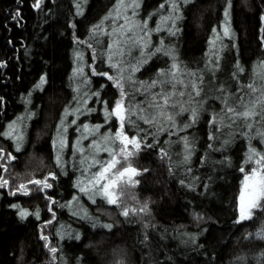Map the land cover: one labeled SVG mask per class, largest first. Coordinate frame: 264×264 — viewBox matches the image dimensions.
I'll list each match as a JSON object with an SVG mask.
<instances>
[{
	"label": "trees",
	"instance_id": "16d2710c",
	"mask_svg": "<svg viewBox=\"0 0 264 264\" xmlns=\"http://www.w3.org/2000/svg\"><path fill=\"white\" fill-rule=\"evenodd\" d=\"M119 1L43 0L37 9L36 0H0V133H8V126L20 116L32 115L19 152L13 139L0 135V147L16 156L7 164V172L0 173L9 181L0 188V264H264L260 258L264 241L246 238L264 226V214L257 211L251 221L234 222L239 216L245 173L256 167L254 161H248L249 147L264 153V140L257 135L258 130L264 131V124L257 123L248 135L242 134L247 129L234 125L231 142L224 147L221 142L228 129L217 133L220 139H208L216 127L210 117L223 108L218 97L229 96L231 102L243 95L239 86L255 81L258 65H264V0H231V39L222 35L225 0H179L182 18L176 26L180 31L175 36L166 32L162 39L151 35L152 56L138 76L140 81L150 83L161 70L170 69L172 57L153 50L163 40V47L173 50L181 68L198 71L204 84H212L214 90L208 88L193 100H203L205 107L198 110L195 123H191V113L178 121L179 129L190 124L178 135L170 134L173 128L169 130V125L152 135L156 129L141 121L140 127L148 129V134L140 135L153 147H142L130 160L142 173L135 178L139 183L134 186V206L130 207L137 210L135 214L130 212L125 218L122 204L107 205L98 196L93 204L91 193L82 194L79 178L87 165H81L74 154L61 158V165L56 163L55 135L68 116L65 112L75 104V90L80 85L76 62L83 55L89 60L98 42L100 46L107 43L106 34L102 39L99 31L105 33V17ZM168 2L141 0V18L167 16ZM159 23L161 20L152 22ZM97 25L101 28L94 33ZM216 33L220 38L213 45ZM217 59L219 68L213 76L205 65ZM95 69L106 72L100 66ZM104 77L93 76L84 90L99 92L98 99L107 101L111 110L119 95ZM41 78L45 83L38 88ZM217 86L226 91L220 92ZM91 106L93 113L87 123L102 125L101 103ZM127 129L133 135L129 125ZM188 136L190 157L185 162L180 141ZM161 148L170 160L160 158ZM50 174L57 179H50ZM33 179H47L53 187L39 191L28 183ZM21 183L27 185L30 195L11 194ZM78 199L84 215L71 209ZM145 205L147 209L140 212ZM20 210L30 215L21 219ZM50 219L52 223H47ZM105 224L112 228H104ZM77 236L79 239L73 238ZM53 246L57 248L55 260L49 252Z\"/></svg>",
	"mask_w": 264,
	"mask_h": 264
},
{
	"label": "snow or ice",
	"instance_id": "6c2138e0",
	"mask_svg": "<svg viewBox=\"0 0 264 264\" xmlns=\"http://www.w3.org/2000/svg\"><path fill=\"white\" fill-rule=\"evenodd\" d=\"M183 2L187 3L190 0H183ZM226 7L223 13L224 16V26L223 33L224 37L232 38V30L230 27V16H231V0H225ZM43 4V0H36L34 7L39 9ZM79 8V5H77ZM140 7V0H120V3L117 7V14L105 17L106 20L111 19L114 24L111 33H106L113 35L115 38L113 39L112 45L109 46V66L112 68H118L117 63H112L113 56L123 57L126 53L124 52V48L128 49L127 55H131V51L133 48L139 49V56L143 57V59L135 60V67L132 68V73L136 72L140 65L147 60V56L144 53L145 47L148 46V38L151 36L152 31L160 32L162 31L161 25H157V27L153 29H149L148 22L145 21H136L132 17H135L136 10ZM168 7H170L171 12L167 16H162L161 24H168L169 21L171 23L168 27L169 35L175 36L180 29L176 26V21L181 19L180 15V7L181 4L179 0H169ZM123 8L125 10H132V17H129L124 13H121L119 10ZM161 9L165 8L164 4L160 5ZM19 16V12L16 13ZM101 25H97L96 28L93 29V32L96 33L97 29H100ZM220 38V33H216L214 35V39L212 41L213 45H215V41ZM163 40L160 41L162 47L155 48L156 53H162L164 55H171L173 63L168 71L161 70L157 74V78L150 83L140 82L137 84L135 80L132 79V73L129 74L127 80L130 82L131 87L128 91L125 90L124 85V76L123 69L118 68V75L114 78L112 75H109L106 72H95L93 70V75L105 76L108 80L112 81L114 86L118 89L120 99L114 101V105L109 109L107 105V101L97 100L98 103H101L104 109V118L105 121H110L111 118H115L118 121L119 130L115 133L114 136L111 134L108 136L101 135L99 139H92L90 142L91 152L89 156H85L80 160L81 165H87L84 169L85 171L88 168L96 167L97 170L92 173V176L89 178L87 185H84L81 182L78 187L80 192L91 193L90 199L92 203H96V196H99L107 205H115L120 207V197L124 194V188L128 186H135L139 182L134 179V177L141 175L142 173L132 167L131 165H127L122 169L116 170L117 165L120 163L118 157H122L124 160H127L128 157L132 156L134 152H139L142 147H153L152 144H145V137H142L140 134L143 132L146 135L148 134V129L140 127L138 122L142 121L143 124L149 125L150 127H155L156 132L152 133V135H156V133L164 131V122L169 124V130L176 127V123L174 120V115H178L179 112H183L186 109L183 107L185 103L190 104L192 100L196 97H200L203 92V76L198 75V71L189 70L187 68H181V66L176 62V56L172 49H167L163 47ZM91 47V45H89ZM121 62H123L121 60ZM131 63V62H130ZM211 65V67H209ZM2 66V65H0ZM206 68H209L212 75L215 76V72L219 68L218 59L215 61H209L208 65H205ZM237 69L240 72H243V68L240 67L239 64L236 65ZM80 72L83 69L79 70ZM235 75V74H233ZM183 77H187V82ZM257 79L253 82H250L246 85H240V92L244 93L243 95H237L234 99H231L229 96H221L218 97L221 103L223 104V108L217 113L216 116L210 117L211 123L216 125L213 134L209 135V140H218L220 137L217 133L221 132L223 129H228L229 131L225 133L227 138L223 139L221 142V147L228 145L231 142L232 129L235 125L238 129H247V132H242L243 135H248L254 128L257 123L264 124V65H258V69L256 72ZM258 81V82H257ZM45 83V79L41 78L40 85H37L39 88L41 85ZM211 83V80H210ZM159 86V87H158ZM156 92H152V89H157ZM220 92H225L226 90L217 86ZM129 93H131V99H129ZM136 93H139L141 96H144L145 99L143 101L136 100ZM94 96L99 98L100 93H93ZM188 96V100L184 101L180 98ZM127 101V103H126ZM198 103H203V101H198ZM169 109H178L179 111L170 113ZM92 111L91 109L89 112ZM191 111V123L196 122V118L198 115V110L195 108L190 109ZM80 112V109L77 108L74 113L65 112V115H75ZM75 123V121H72ZM126 125L133 126L137 128V132L129 136L126 131ZM103 125H94L90 128L88 124L82 125V133H91L93 137H95L96 133L100 131V128ZM184 128L190 127V124H184ZM10 131L8 133H0V135L8 136L10 139H15L20 141L23 139L22 136L16 135L12 137V131H15V127L13 125H9ZM67 131V128L63 126V121L61 122V130H58V147L62 150L66 141L63 138V133ZM170 134H175L170 131ZM257 135L264 140V131H257ZM87 136L82 134V139H87ZM252 137L249 136V139ZM119 142V147H116V142ZM79 144L80 141L78 140ZM185 154L183 156V160L187 162L190 157V150L187 141V137L183 138ZM129 146H131L132 151H129ZM211 148L212 145L210 144ZM21 149L20 143L15 144V151L19 152ZM219 150V149H217ZM78 151L83 156L84 148L81 147ZM101 152L108 153L109 159L107 160H98L96 159L97 154ZM160 158H168V152L161 148L159 149ZM16 156L12 155L11 152H6L3 147H0V173L7 172V164L11 161H14ZM248 161H254L256 167L252 168L250 172L245 173L243 187L239 195V216L238 219L234 222L237 224H241L245 221L253 220L255 212L259 211L264 214V153L257 151L253 147H249ZM56 163L61 165V157L59 155V151L56 156ZM115 170V171H114ZM146 171V170H145ZM171 171V169H170ZM241 172H244L245 169L241 168ZM50 179L55 180L57 177L55 174H50ZM28 183L36 185L37 190L43 191L44 189H51L53 185L48 183L47 179H33ZM181 184L184 183L183 180L180 181ZM9 185V181L7 179H3L0 176V188L7 187ZM17 192H20L23 195H30V191L26 184L21 183L17 186V190L13 191L11 194L16 195ZM135 197H133L134 199ZM51 203H56V201L51 200ZM66 206V205H65ZM14 207L19 208L18 205H14ZM147 209V205L143 208L139 209L140 212H143ZM51 211V209H49ZM136 213L137 210L134 208L121 207V215L127 218L130 214ZM19 215L21 219L26 218L30 213L25 210H20ZM37 218H39V214L36 213ZM55 212L52 213V218L54 219ZM47 223H52V219H50ZM106 229H111L112 225L105 224L103 225ZM146 227V225H145ZM45 242H48V236L43 235L41 237ZM74 239H79V237H73ZM146 238V237H145ZM249 239L255 238L264 241V226L260 228L259 231L255 233H248L247 237ZM49 252L53 254V260L56 259L55 254L57 253L56 247H49ZM260 258L264 259V252H261ZM239 259L244 260V257H239ZM122 264V261L119 262Z\"/></svg>",
	"mask_w": 264,
	"mask_h": 264
},
{
	"label": "rangeland",
	"instance_id": "374dc122",
	"mask_svg": "<svg viewBox=\"0 0 264 264\" xmlns=\"http://www.w3.org/2000/svg\"><path fill=\"white\" fill-rule=\"evenodd\" d=\"M126 2H127V0H126ZM119 3H120V1L117 3V5L111 11L112 15H116L117 14V7H118ZM140 6H141V0H140ZM139 10H140V7L136 10L135 17H132V10L130 8L127 9V10L121 8L119 11L121 13H124L126 11V14L129 17H132L136 21H140L141 13H140ZM166 10L167 11L169 10V12H171L170 7H167ZM151 17L152 16H150L149 18H151ZM161 17H162V14H160L158 16H155L154 20L153 19L150 20V19H147L145 17L141 18L142 21L146 20L148 22L149 29H153L154 30L157 27V25H161V27L163 29L162 31H160V32L152 31V34L158 35V37H160V39H162L163 35L166 34V32L169 33L167 26H169V24L171 23V21H169L168 24H160V23L159 24H152L153 21L158 22L159 20H161ZM113 24H114V22L111 19L106 20L105 25L107 26V28L105 29V33L101 32L102 30L99 31V35H101V37H103L102 39H104L106 33H111L112 32ZM108 28H109V31H107ZM114 38L115 37L113 35L106 34V38L105 39L107 40V43L104 46H100V42H98L97 51L95 50V48L90 51L89 60L86 59V57L83 55L81 57V59L76 62V65H77L76 66V73H77L76 76H77V81L80 82V85L75 90V92H76L75 104L73 105V107L69 111V113H74L77 108L80 109V112L76 113L75 115H68L65 118L64 122H63V126L67 128V131L63 133V138L66 141V145H65V147L62 150H60L59 147H58V143H57L58 131L56 132L55 144H56V147H57V152L59 151V155H60V157L62 159H63V157L66 154L67 155L68 154L69 155L70 154L71 155L74 154V157L76 156L77 158H79V161H80L85 156H89V153L91 152L90 142H91L92 139H99L101 137V135L108 136V135L111 134L112 136H114L115 133L119 130L118 121L115 118H111L110 121H105V122L102 123L103 126L100 128V131L98 133H96L95 137H93L90 132L89 133H82V125L83 124H88L87 123L88 118H89L90 114L93 113V107L91 105L94 104V103H98L97 102L98 98L96 99V96H94L92 92L87 93V92H85L86 90H84V87L86 86L87 81L90 78H92L93 76H95V75L92 74L93 70H95V72H96L95 67H97V66L103 67L106 70V73H108L109 75H112L114 78L118 75V68L119 69H123V76L125 78L124 79L125 90L128 91V89L131 87V84L127 80V77L129 76L130 73H132V68L135 67V60L133 58L143 59V57L139 56V49L133 48L132 51H131V55H127L128 49L124 48V52L126 54L122 58L118 57V56H113L112 63H117L118 64V68L110 67L109 66V60H108L109 46L112 45ZM151 45H152V37L150 36L148 38V46L145 47V49H144V53L147 56V60H146V62H144V63H142L140 65L139 69L136 72L132 73V79L135 80L137 82V84L142 82V81H140L138 79V76H139L141 70L143 69V67L149 62V60H150V58L152 56L151 53H150V51H152L151 50ZM157 46L158 47H162L160 43L156 44L155 48H157ZM164 48H166V47L164 46ZM153 50L155 51V49H153ZM167 56H169L171 58V55H167ZM121 60L123 62H121ZM101 61H103L104 65L101 64L102 63ZM80 69H83V71L80 72L79 71ZM208 72H209V74L212 75L211 71L208 70ZM104 78L107 81H110L106 77H104ZM75 79H76V77H75ZM184 79L187 82L188 78L185 77ZM110 82L114 86L113 82L112 81H110ZM202 87H203V92L201 93V96L204 95L203 93L205 91H207L208 88H210L211 90L212 89L214 90V87L212 86V84L210 85L209 83L207 85V84H204V82H203ZM115 89L118 91V89L116 87H115ZM157 90H158V88L157 89H152L151 91L154 92V91H157ZM137 94H139V93H137ZM118 95H119V92H118ZM138 97H141L142 99L143 98L145 99V97L141 96L140 94H139ZM128 98L131 99V93H129V97ZM135 98H136L137 101H141L140 99L138 100L137 96ZM118 99H120V97ZM180 99H182L184 101H187L188 100V96L185 95V97L180 98ZM126 103H127V101H126ZM183 107L186 109L185 111L179 112L178 115H174V120H175V123H176V127L173 128V132L175 133V135H178V133L182 132L183 129L186 130V128H184L183 126L181 127V129H179V126L177 124L178 121L184 119V117L186 116L187 113H191L190 109L195 108V109L199 110L200 108H204L205 107V103L203 101V103L201 104V103H198V101H193L192 100V102L190 104L185 103L183 105ZM90 109L92 111L89 112ZM177 111H179V110L178 109H175V110L169 109L170 113H174V112H177ZM30 118H32V115L24 114V115L20 116L17 120H15L13 123L10 124V125H13L15 127V131H12V133H11L12 137H15L16 135H20V136L23 137V139L20 140V141H17L15 139H13V141L15 143H20V145H22V146L24 145V139H26L28 122L30 121ZM187 118L189 120V116ZM190 120H192V117L190 118ZM72 121H75V123H72ZM111 123H113V124L111 125ZM138 123L141 124V121L138 122ZM166 125H169V124L167 122H164V127H166ZM146 126L149 129L151 128L149 125H146ZM90 128H91V126H90ZM130 128H131V132H133V135H134L137 132V128H135L133 126H130ZM58 130H61V125L58 128ZM9 131H10V129H9V126H8V132ZM70 131H71V135L69 134ZM125 131L128 132L127 125L125 127ZM82 134L84 136H87L88 138L87 139H82ZM127 134L129 136H132L129 132ZM78 140L80 141L79 144L77 143ZM187 141H188V145L190 146L191 139H190L189 136L187 137ZM180 142L182 144H184L183 143V138H182V140ZM22 146H21V148H22ZM81 147H83L84 150H85L83 156L78 151V149L81 148ZM116 147L117 148L119 147V142L118 141L116 142ZM128 150L132 151L131 146H129ZM136 154H137V152H134V154L132 156L128 157L127 160H124L122 157H118V159L120 160V163L117 165V169L116 170L122 169L123 167H125L127 165H131L132 166L130 160L133 159L136 156ZM96 159H98V160H107V159H109L108 153L101 152V153L97 154ZM75 160H76V158H74V161ZM96 170H97L96 167L88 168V170L85 171V173H83L82 176L79 178L80 179L79 183L83 182L84 185H87V183L89 181V178L92 176V173L94 171H96ZM135 178L136 177H134V179ZM133 192H134V186H128V187L124 188V194L120 197V204H122L124 207H128V208L133 207L134 206V199H133L134 194H133ZM82 194H84V192H82ZM85 194L89 195L90 192L89 193H85ZM97 198H100V197L98 196ZM71 209L76 214L84 215V210L81 207V203L79 202V199L76 202L72 203Z\"/></svg>",
	"mask_w": 264,
	"mask_h": 264
}]
</instances>
